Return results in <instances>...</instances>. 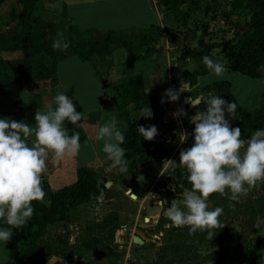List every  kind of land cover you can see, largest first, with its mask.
Instances as JSON below:
<instances>
[{
  "label": "crops",
  "instance_id": "0c3cea01",
  "mask_svg": "<svg viewBox=\"0 0 264 264\" xmlns=\"http://www.w3.org/2000/svg\"><path fill=\"white\" fill-rule=\"evenodd\" d=\"M216 1L217 4L211 3L210 0L181 4L180 9L188 12L185 20H182L179 14L165 11L157 0H39L36 3L37 11L34 19L30 22L31 27L27 30L32 38V50L47 48L52 42L49 30H53L56 34L63 33V39L68 44L64 56L56 62L51 77L45 80L37 79L32 75L26 77L22 83L17 105L15 83L9 74L0 71V118L12 120L16 115L17 122L26 123L30 127L35 126L37 110L43 113L47 111L48 106L54 109L56 107L54 98L57 93H65L73 101L76 112L83 114L82 120L78 122L84 125L83 128H76L68 121L64 122L69 136L73 132L80 133L78 153L74 156H65L61 160H56L50 153L46 160V170L41 177V186L43 190H56L75 181L78 167L93 168L94 180L104 187L102 192L94 197L96 202L94 209L115 214L118 224V228H115L118 232L115 233V239L132 249L135 264L149 262L155 258V251L151 250L152 252L147 251V253L143 251L154 240L152 237L158 238V236L153 232L150 241L146 238L148 232L144 227L157 226L162 203H165L166 199L169 202L173 200L168 194L174 192L175 188L169 186L171 183H173L172 187L175 186L173 180L176 179L177 173L170 179L167 177L163 179V174L169 167L180 169L172 161L178 164L180 152L190 148L194 141L192 132L185 127L186 116H182L179 124L162 126L159 123L161 109L174 108L177 112L180 110L186 112L187 108H192L191 99L200 100L201 97L207 96L211 92H204L202 88L216 81H228V91L231 95L233 92L229 81L235 71L225 67L227 71L223 76L216 77L204 65L202 57L179 58L182 46L195 47L197 42L191 45L194 37L189 45L182 46L178 45L180 42L176 37L177 32L174 34L177 43H169L166 39L169 31L168 22L174 19L178 30L186 20L187 27L190 24L188 22L197 23L200 31L203 30V41H205L208 31L225 21L220 13L222 9L220 1ZM226 5L228 8L225 6L223 11L230 13L229 0H226ZM212 11L217 15L213 17ZM3 22L1 24L3 28L10 25L9 19ZM217 22L220 23L216 24ZM48 25L50 28H47ZM151 26L159 28V35L147 49L138 47L137 41L140 39L141 30ZM108 30L120 34L124 45L113 39L106 50L98 54L94 53L92 55L94 69L86 60L78 57L75 46L85 42L88 36L94 40H101ZM196 30L195 28L194 36ZM211 50L208 56L222 63L221 51L217 55H211ZM0 59L4 63L17 62L21 60V53L18 50H11L10 42L6 40L0 43ZM194 70L197 71V75L191 77L190 73ZM134 75L142 76L146 93H152L156 78L160 86L157 93L162 95L164 103L161 100L159 107L151 109V119L141 116L140 110L145 107L136 109L133 103L126 105L131 117L142 118L145 127L154 125L158 135L153 141H147L154 151L150 154V158L142 165L127 167V171L121 173L118 169L110 167L111 161L102 151L103 141H97L95 137L99 128L114 116L111 99L105 86ZM190 80H193V83L190 84ZM181 83L188 85L184 92H180ZM169 89L179 93L178 101L170 102L169 97L164 95ZM185 96L190 98L189 101L184 100ZM262 103L258 102L251 108L245 106L242 108L254 111L261 107ZM235 119L237 122V118ZM116 120L117 128L123 132V121L117 118ZM181 129L183 136L187 135V139L185 140L184 136L181 144L177 145L176 140L180 136ZM33 140L34 137L29 140L30 147ZM180 178H187V173L184 172ZM85 205L91 203L83 202L75 207H86ZM142 213L148 216L147 221L145 216L141 217ZM140 221L146 223L142 225ZM133 238L137 241H133L131 247ZM18 240L16 239V244ZM10 242V239L5 243L0 241L1 258L6 256ZM11 243L13 244L14 241Z\"/></svg>",
  "mask_w": 264,
  "mask_h": 264
},
{
  "label": "clouds",
  "instance_id": "9594fccd",
  "mask_svg": "<svg viewBox=\"0 0 264 264\" xmlns=\"http://www.w3.org/2000/svg\"><path fill=\"white\" fill-rule=\"evenodd\" d=\"M57 35L53 48H67L63 33ZM202 61L216 77H222L227 71L223 63L210 56L202 57ZM259 70L264 71V65ZM186 87V83H181L180 92ZM164 95L170 102L179 99V93L172 89L166 90ZM200 102L205 105L203 110L199 108ZM54 104L56 107L48 106L46 112L37 110L35 126L0 118V220L8 226L0 229V241L4 243L10 239L13 229L23 228L29 222L34 212L32 203L44 199L41 177L49 154L61 160L76 155L80 149V133L73 132L69 136L64 122L83 128L84 125L78 123L83 114L76 112L73 101L65 93H57ZM190 106L197 108L190 120L195 126L192 133L194 143L180 152L178 164L172 162L186 170L191 188L181 194L180 200L173 199L164 215L172 225L187 227L189 235L206 232V238L211 240L215 230L225 225L219 220L222 208L209 210V197L219 193L228 195L230 201L239 202L242 195L264 181V129L256 130L250 139H241V129L231 127L226 118L235 114L236 103H228L212 93L200 100L191 99ZM140 111L142 117L152 118L149 107ZM177 115L186 116L187 113L180 110L174 114ZM137 130L149 142L158 135L154 125L140 126ZM184 136L186 140L187 135ZM95 138L103 141L102 151L111 161L110 167L126 172V150L121 147L125 135L117 128L115 116L99 128Z\"/></svg>",
  "mask_w": 264,
  "mask_h": 264
},
{
  "label": "trees",
  "instance_id": "16d2710c",
  "mask_svg": "<svg viewBox=\"0 0 264 264\" xmlns=\"http://www.w3.org/2000/svg\"><path fill=\"white\" fill-rule=\"evenodd\" d=\"M38 1L0 0V21L4 20V16L1 15L2 8L8 11V17L13 14L15 16V21L7 28H3L0 25V43L7 40L10 42L11 50H18L21 53V60L17 62L4 63L0 59V71L9 74L15 83L16 105L19 104L20 90L26 77L32 75L40 80L51 77L55 71L56 62L64 56L65 48H53V44L58 38V35L53 30H49L52 42L47 48L32 50V38L27 30L31 27L30 22L34 19L36 3ZM194 1L196 0H157L165 11L179 14L182 20H185L187 12L182 11L180 5ZM5 2H9L11 5L5 8L3 7ZM210 2L217 4L216 0H210ZM229 5L231 11L242 10L247 15L245 22L240 26L242 29L241 34L235 38H229L214 44L203 41L202 30L195 47H181L179 58H201L208 56L209 51L213 47H219L222 63L225 67L248 77L264 78V71L259 70L264 65V0H229ZM206 9H208V6H206ZM9 10H12V12H9ZM48 27L50 28L49 25ZM159 33L160 30L157 26L141 30L140 39L137 41L138 47L147 49ZM113 39L124 45L120 34L108 30L101 40H94L89 36L86 37L85 42H81L75 46V51L80 59L86 60L95 69L92 55L106 50ZM196 75V70L190 73L191 77H195ZM189 83H193V80H190ZM228 87V81L221 80L203 87L202 91L220 94L223 100L233 103L235 100L229 93ZM105 89L111 99V109L114 111V116L124 123L123 133L125 135V143L121 147L126 150L125 159L127 160V167L131 168L136 165H142L150 158V154L154 151L152 146L139 135L137 130L140 126H145L143 119L131 117L126 110V105L133 103L136 109L143 107L156 108L160 105L162 95L160 93H146L141 75L128 77L113 85L105 86ZM261 98L264 104V90L261 93ZM204 106L203 102L199 103L201 110H203ZM194 109L197 110L195 107ZM226 118L229 119V122H231L232 118H237L236 123L242 133L241 139L244 140L250 139L256 130L264 129V107L248 111L237 105L235 114H229ZM12 120L17 121V116L14 115ZM185 127L192 133L194 132L195 126L191 122L185 123ZM175 171L176 169L167 170L163 176L170 179L175 175ZM166 173L169 175L165 176L167 175ZM93 174V168L81 166L76 169L74 182L53 191L44 189V199L32 203L34 212L29 222L23 228L12 230L13 233L18 235V243L15 245L11 242L9 243L6 253L8 261L6 263L0 262V264H35L37 255L31 246L32 238L39 235L47 225L54 223L58 218L66 219L65 214L68 208L83 202L92 203L94 197L102 192L104 187L94 180ZM173 182L175 183V190L168 194L171 199H181V195L176 192L179 186L183 189L191 188L187 178L181 179L180 177H176ZM224 201L225 203L222 207L231 205L229 199L224 198ZM263 211L264 204H262V207H258L257 210H253L252 214L260 215L264 218ZM110 214L116 220L115 214ZM0 228H8V226L0 220ZM215 231L216 233L212 238V242L217 247H221L224 239L223 234L217 230ZM26 247L28 248V252H24V248ZM163 249V247L157 249L155 252V262L151 264H156L159 261L162 257ZM240 256L245 264H254L253 259L244 251L240 253ZM173 261L181 263L180 258Z\"/></svg>",
  "mask_w": 264,
  "mask_h": 264
},
{
  "label": "rangeland",
  "instance_id": "374dc122",
  "mask_svg": "<svg viewBox=\"0 0 264 264\" xmlns=\"http://www.w3.org/2000/svg\"><path fill=\"white\" fill-rule=\"evenodd\" d=\"M219 1L222 7L220 13L225 21L221 22L220 26L215 25L211 31H208L209 33L204 38L208 43L217 44L229 38H235L241 34L242 29L240 26L247 17L242 10H230V13H225L223 11L224 7L228 8L226 0ZM10 5L9 2H5L3 7L6 8ZM9 12H12V10H9ZM212 13L213 17L217 15L215 11H212ZM1 15L4 16V20L9 19V24L15 21L14 14L8 18L6 9H1ZM173 20L170 19L168 22L169 31L166 39L173 44V42L177 43V37L180 42L178 45H189L194 37V29H200L197 27L198 24L191 23V21L188 22L190 24L187 27L185 25L186 20L184 21L185 24L178 30L177 24H175L176 21ZM2 23L4 22L1 20L0 25ZM218 23L220 22L216 24ZM175 32L178 35L176 37H174ZM219 52V47H214L210 54L217 55ZM232 74L229 82L237 105L251 108L258 102H263L261 93L264 90V78L248 77L240 73L235 74V72ZM261 107H264V104ZM196 112L197 110L194 107L186 109V123H190L191 117ZM229 123L233 128L238 127L235 118H232ZM171 168L173 167L167 168L165 172ZM184 172L186 170L183 168L175 171L177 177H180ZM163 179L166 178L163 176ZM172 186L173 183L169 188H174ZM177 192H182L180 186ZM227 197L228 195L220 196L217 193L210 196L208 200L209 210L216 207L223 209V214L219 217V220L225 226L222 229H217L224 237L221 247H217L212 239L206 238V232L189 235L187 227L178 228L172 225L164 215L165 209L171 203L166 199V202L161 205L158 225L144 227L148 232L146 238L151 241L150 235L153 232L156 233L158 238L152 237L154 240L145 247L143 253L152 252L151 250L156 252L158 248L163 247L162 257L156 264H245L240 256V253L244 251L253 259L254 264H264V218L252 214L253 210H257L258 207H262V204H264V181L258 182L246 195H242L239 202L229 200L231 205L222 207L225 203L224 198L228 199ZM95 205L94 200L91 205H85L86 207L74 206L68 208L65 214L66 219L58 218L54 223L47 225L39 235L33 237L31 246L37 255L35 264H135L132 249H129L127 244L120 243L115 239V233L118 234L116 231L118 224L112 218L111 212L95 211ZM142 216L148 218L143 213ZM140 223L144 225L146 222L140 221ZM16 239H18V235L12 232L10 241H14V245ZM133 241L137 240L132 239L131 247ZM24 252H28L27 247L24 248ZM6 257H0V261L6 263L8 261ZM177 258H180L181 263L173 261ZM154 260L137 264H151L155 262Z\"/></svg>",
  "mask_w": 264,
  "mask_h": 264
},
{
  "label": "built area",
  "instance_id": "2783aa9c",
  "mask_svg": "<svg viewBox=\"0 0 264 264\" xmlns=\"http://www.w3.org/2000/svg\"><path fill=\"white\" fill-rule=\"evenodd\" d=\"M179 112L176 111L174 108H162L159 113V123L162 126L165 125H176L180 123V120L183 118L182 116H174V114H177ZM183 129H181V133L179 138L176 140L177 145H180L181 142L184 139V136L182 134ZM162 168V167H161Z\"/></svg>",
  "mask_w": 264,
  "mask_h": 264
},
{
  "label": "water",
  "instance_id": "95a60500",
  "mask_svg": "<svg viewBox=\"0 0 264 264\" xmlns=\"http://www.w3.org/2000/svg\"><path fill=\"white\" fill-rule=\"evenodd\" d=\"M245 29V28H244ZM200 33H201V31H200V29H197L196 31H195V36H194V38H193V40H192V42H191V45L193 46L197 41H198V38H199V35H200ZM160 90V86H159V83H158V80L156 79V78H154V86H153V89H152V93H157L158 91ZM212 94H214V95H217V96H219L220 98H221V95L220 94H215L214 92H211ZM208 95V94H207ZM189 97L188 96H185L184 97V100L187 102V101H189ZM186 189H184L183 190V192L185 191ZM182 194V193H181ZM181 194H179V195H181ZM145 220H147L146 218H145Z\"/></svg>",
  "mask_w": 264,
  "mask_h": 264
},
{
  "label": "flooded vegetation",
  "instance_id": "af4514ba",
  "mask_svg": "<svg viewBox=\"0 0 264 264\" xmlns=\"http://www.w3.org/2000/svg\"><path fill=\"white\" fill-rule=\"evenodd\" d=\"M183 190H184V189L182 188V192H181V193H183ZM181 193H180V192H178V194H181Z\"/></svg>",
  "mask_w": 264,
  "mask_h": 264
},
{
  "label": "bare ground",
  "instance_id": "6f19581e",
  "mask_svg": "<svg viewBox=\"0 0 264 264\" xmlns=\"http://www.w3.org/2000/svg\"><path fill=\"white\" fill-rule=\"evenodd\" d=\"M147 221V220H146Z\"/></svg>",
  "mask_w": 264,
  "mask_h": 264
}]
</instances>
